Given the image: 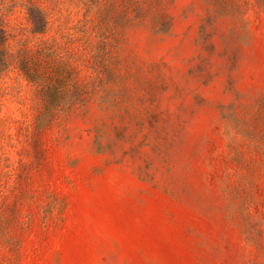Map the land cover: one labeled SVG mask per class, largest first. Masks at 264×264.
Instances as JSON below:
<instances>
[{"label":"rangeland","instance_id":"obj_1","mask_svg":"<svg viewBox=\"0 0 264 264\" xmlns=\"http://www.w3.org/2000/svg\"><path fill=\"white\" fill-rule=\"evenodd\" d=\"M0 12V264H264V0Z\"/></svg>","mask_w":264,"mask_h":264},{"label":"trees","instance_id":"obj_2","mask_svg":"<svg viewBox=\"0 0 264 264\" xmlns=\"http://www.w3.org/2000/svg\"><path fill=\"white\" fill-rule=\"evenodd\" d=\"M36 14V20H32V31L33 32H42L45 29V16L43 11L38 7H33ZM4 13L0 12V72L6 66V51H5V41L7 40L8 34L5 29Z\"/></svg>","mask_w":264,"mask_h":264}]
</instances>
